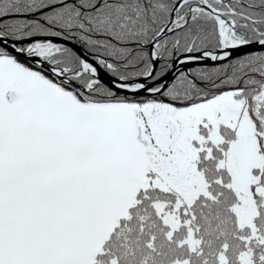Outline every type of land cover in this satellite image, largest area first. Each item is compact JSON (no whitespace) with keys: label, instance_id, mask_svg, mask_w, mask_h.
Here are the masks:
<instances>
[{"label":"snow or ice","instance_id":"snow-or-ice-1","mask_svg":"<svg viewBox=\"0 0 264 264\" xmlns=\"http://www.w3.org/2000/svg\"><path fill=\"white\" fill-rule=\"evenodd\" d=\"M0 264H264V0H0Z\"/></svg>","mask_w":264,"mask_h":264}]
</instances>
